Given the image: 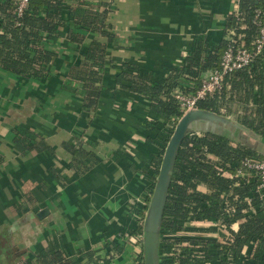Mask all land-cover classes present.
Listing matches in <instances>:
<instances>
[{"label": "crops", "instance_id": "crops-1", "mask_svg": "<svg viewBox=\"0 0 264 264\" xmlns=\"http://www.w3.org/2000/svg\"><path fill=\"white\" fill-rule=\"evenodd\" d=\"M92 1L110 4L108 20L116 35L95 115L68 78L82 51L68 41L66 29L49 44L57 56L46 78L0 68V264H40L39 254L56 251L71 264H138L143 247L134 233L153 194L148 163L156 148L145 136L152 121L166 119L152 112L148 97L115 90L116 74L131 61L161 79L181 65L197 35L227 40L226 21L237 2ZM19 127L32 131L35 141L44 140L47 149L16 143ZM79 141L96 159H86L90 167L84 172L71 167L72 154L65 148ZM192 226L194 231L178 235L219 241L226 236L206 222Z\"/></svg>", "mask_w": 264, "mask_h": 264}, {"label": "trees", "instance_id": "trees-1", "mask_svg": "<svg viewBox=\"0 0 264 264\" xmlns=\"http://www.w3.org/2000/svg\"><path fill=\"white\" fill-rule=\"evenodd\" d=\"M19 5V0H0V68L17 75L46 78L57 56L49 44L59 31L66 29L68 41L82 51L81 60L70 68L68 78L83 91L84 107L95 115L105 87L109 47L116 36L108 20L110 4L92 0H28L21 13ZM260 6V0H241L239 14L231 13L227 18L225 28L235 32L237 46L254 48L260 31L255 23ZM226 47V39L212 40L200 34L181 65L172 67L161 79H153L146 68L131 61L124 62L116 74L115 90L148 97L152 112L166 119L162 124L160 120L152 121L145 136L146 141L156 146L148 163L152 192L173 133L168 122L183 115L175 93H196L202 86L203 74L220 66ZM197 107L234 115L242 127L264 142V49L248 66L228 76L221 92L199 100ZM34 139L35 134L28 128L16 130V143L29 150L47 149L44 140ZM65 148L72 154L70 165L76 172L89 169L86 159L96 163L95 153L88 151L84 142L66 144ZM250 157L264 158V155L236 137L200 132L185 138L164 211L160 264H211L213 257L219 258V264L264 262V210L257 191L259 180L256 176L240 179L227 174H235L242 161ZM139 218L142 222L145 217ZM203 220L223 221L230 227L231 236L221 242L178 235L182 231H194L193 222ZM239 220L242 222L234 230L232 225ZM136 224L134 234L144 233L143 222ZM173 247L180 251L168 255ZM38 261L71 264L60 251L51 255L43 252ZM138 264H145L144 252Z\"/></svg>", "mask_w": 264, "mask_h": 264}, {"label": "water", "instance_id": "water-1", "mask_svg": "<svg viewBox=\"0 0 264 264\" xmlns=\"http://www.w3.org/2000/svg\"><path fill=\"white\" fill-rule=\"evenodd\" d=\"M214 132L236 137L264 155V142L241 126L232 116L211 110L194 108L180 117L166 146L159 174L144 220L143 252L145 264H160V242L164 211L176 165L177 156L185 138L192 133ZM46 209L39 213L42 216Z\"/></svg>", "mask_w": 264, "mask_h": 264}, {"label": "built area", "instance_id": "built-area-1", "mask_svg": "<svg viewBox=\"0 0 264 264\" xmlns=\"http://www.w3.org/2000/svg\"><path fill=\"white\" fill-rule=\"evenodd\" d=\"M19 13L22 12L23 8L26 6L28 0H19ZM258 1V0H256ZM262 6L256 10V20L255 23L260 28L259 35L255 41V46L253 49H248L246 46H237V41L235 39V32L230 31V35L227 39V47L223 54L220 66L216 69L208 70L203 74L202 77V86L194 94H185L181 91L175 93V97L178 100L181 110L184 113L187 111L198 108L197 103L199 100L205 99L209 95L216 94L223 90L225 79L230 76L234 71L248 66L253 62L254 58L261 54L264 49V0H260ZM240 2L237 0L233 14L238 15L240 11ZM180 119V118H179ZM179 119L173 118L169 121L168 125L170 128L175 129ZM230 176H235L240 179H245L249 177L256 176L259 180L257 191L260 194L262 199V207L264 210V158L255 157V158H245L241 165L236 168L235 174L227 173ZM156 183V182H155ZM155 187V186H154ZM154 191V188H153ZM145 220V218H144ZM144 220H142L144 224ZM141 222V223H142ZM197 222V221H196ZM206 222L208 227H216L218 229L224 230L225 238L221 239V242H226L231 236L230 227L221 220H203ZM129 236V235H128ZM135 239L138 242H144V233H138L135 236ZM177 251H180L179 248L173 247L168 255H174Z\"/></svg>", "mask_w": 264, "mask_h": 264}, {"label": "rangeland", "instance_id": "rangeland-1", "mask_svg": "<svg viewBox=\"0 0 264 264\" xmlns=\"http://www.w3.org/2000/svg\"><path fill=\"white\" fill-rule=\"evenodd\" d=\"M230 116H232L233 118H235L234 115H230ZM150 200H151V199H150Z\"/></svg>", "mask_w": 264, "mask_h": 264}]
</instances>
